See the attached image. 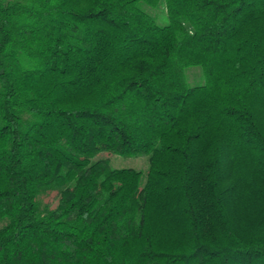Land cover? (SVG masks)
I'll list each match as a JSON object with an SVG mask.
<instances>
[{"label": "trees", "instance_id": "trees-1", "mask_svg": "<svg viewBox=\"0 0 264 264\" xmlns=\"http://www.w3.org/2000/svg\"><path fill=\"white\" fill-rule=\"evenodd\" d=\"M0 264H264V0H0Z\"/></svg>", "mask_w": 264, "mask_h": 264}, {"label": "rangeland", "instance_id": "rangeland-1", "mask_svg": "<svg viewBox=\"0 0 264 264\" xmlns=\"http://www.w3.org/2000/svg\"><path fill=\"white\" fill-rule=\"evenodd\" d=\"M201 68H190L188 69V78L192 85L195 84H201L204 81V77L202 75ZM111 164L114 168H134L137 170H141L146 172L149 168V162L146 158H137V157H131V158H125L122 156H112L111 157ZM47 201L49 198L44 197ZM165 226V227H164ZM171 231H176V229H173V227H170L169 225L165 224L162 226V223L156 222L154 225V232H155V241L162 244V246L166 245V241H170V238H166V234ZM167 242V243H168ZM170 245H166L165 249H167Z\"/></svg>", "mask_w": 264, "mask_h": 264}]
</instances>
